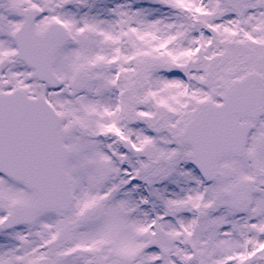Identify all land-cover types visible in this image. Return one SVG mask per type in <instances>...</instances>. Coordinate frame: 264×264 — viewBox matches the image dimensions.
<instances>
[{"label": "snow or ice", "instance_id": "obj_1", "mask_svg": "<svg viewBox=\"0 0 264 264\" xmlns=\"http://www.w3.org/2000/svg\"><path fill=\"white\" fill-rule=\"evenodd\" d=\"M0 264H264V0H0Z\"/></svg>", "mask_w": 264, "mask_h": 264}]
</instances>
